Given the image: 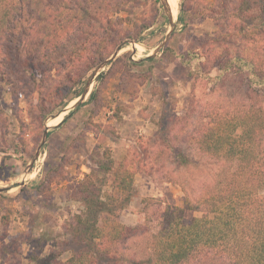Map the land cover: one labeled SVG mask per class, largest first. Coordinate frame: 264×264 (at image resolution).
Here are the masks:
<instances>
[{
    "label": "trees",
    "instance_id": "trees-1",
    "mask_svg": "<svg viewBox=\"0 0 264 264\" xmlns=\"http://www.w3.org/2000/svg\"><path fill=\"white\" fill-rule=\"evenodd\" d=\"M143 2L0 0V85L9 87L15 104L23 97L43 124L47 115L73 100L89 73L117 47L122 48L127 38L137 40L155 22L157 17L143 20L135 31L124 29L133 21L121 14ZM206 9L219 28L213 38L216 43L241 37L257 43L258 48L252 55L228 49L185 54L165 48L168 58L176 59L190 77L204 76L218 84L220 97L201 107L204 119L183 141L185 148L178 146L181 128L173 143L166 141L160 155L144 163L150 161L161 178L182 186L184 204L166 203L156 218L150 216L134 227L126 225L121 215L134 196L136 159L134 152L118 166L110 159L104 169L112 174L117 192L103 195L101 187L83 180L78 196L84 210L65 225L67 239L59 241L61 249L48 251L47 243L40 241V249L33 246L27 256L31 263L264 264V0H213ZM182 11L186 12L185 3ZM127 56H119L98 76L100 83L90 95L91 102L98 100L111 74L119 72L121 83L129 75L135 77L130 64L139 62L129 61ZM211 60H215L214 75L204 71ZM232 79L247 85L244 99L224 94ZM94 114L92 111L91 116ZM168 117L162 123L165 128ZM167 150L174 165L170 169L164 160ZM195 153L219 166V171L198 183L190 170L208 166ZM177 170L187 175L180 177ZM189 209L203 215L188 218Z\"/></svg>",
    "mask_w": 264,
    "mask_h": 264
},
{
    "label": "rangeland",
    "instance_id": "rangeland-1",
    "mask_svg": "<svg viewBox=\"0 0 264 264\" xmlns=\"http://www.w3.org/2000/svg\"><path fill=\"white\" fill-rule=\"evenodd\" d=\"M143 1V4L132 7L130 12L121 14L132 18L133 22L124 26L129 31H135L143 20L149 22L157 17L137 40L127 38L119 54L127 53L129 61L139 62L130 64L135 77L130 78L129 75L127 82L121 83L120 73L114 71L103 84L98 100L91 102L90 95L100 83L98 76L109 69V63L94 77L80 107L72 111L60 127L49 131L51 134H48L29 173L27 167L42 141L45 127L60 123L66 114L55 119H50V116L79 98L96 68L75 90L73 100L47 115L43 124L23 97L18 105L15 104L9 87L0 85V105L3 108L0 116V188L8 189L0 192V264H35L27 256L33 246L40 249V241L47 243L48 251L58 252L61 249L59 241L67 239L65 225L84 210L83 201L78 196L80 183L85 179L95 183L101 187L103 195L106 191L117 192L112 174L104 168L110 159L118 166L129 152H134L137 171L134 196L121 215L123 223L134 227L143 224L150 216L156 218L166 203L184 204L182 186L161 178L150 161L144 163L159 156V149L166 141L173 143L176 140L174 134L181 128L178 146L185 148L183 141L204 119L201 107L216 102L220 97L216 91L218 84L208 77H190L173 56L171 58L175 60L168 58L165 48L168 46L185 54L189 51L204 53L205 50L217 53L228 49L231 53L252 55L258 44L243 41L241 37L231 38L228 43H216L213 38L219 28L206 9V4L213 0H168L176 27L166 44L153 56L154 59L142 62V59L152 57L171 30L162 0ZM183 3L186 4V12L180 9ZM208 63L204 71L209 70L214 75L215 60ZM227 86L224 93L227 97L245 98L247 85H240L238 80L232 79ZM14 105L19 107L15 111ZM92 111L94 116H91ZM169 112L173 114L169 115ZM167 115L170 123L165 128L162 123ZM193 155L207 162L204 164L208 166L202 170H190L194 183L209 179L214 171H219L215 160L209 161L198 153ZM169 156L171 152L164 156L168 169L174 167ZM176 173L180 177L187 175L178 170ZM86 174L90 176L85 177ZM202 215L200 210L186 211L188 218ZM67 256L63 255L62 259Z\"/></svg>",
    "mask_w": 264,
    "mask_h": 264
},
{
    "label": "water",
    "instance_id": "water-1",
    "mask_svg": "<svg viewBox=\"0 0 264 264\" xmlns=\"http://www.w3.org/2000/svg\"><path fill=\"white\" fill-rule=\"evenodd\" d=\"M162 3H163V6H164V9L168 15V18H169V21H170V24H171V30L169 31V33L166 35L165 37V40L163 41V43L154 51L153 55L152 56H155V54L161 50V48L166 44V42L168 41L169 37L171 36L174 28L176 27V22H175V19H173V16H172V13H171V6L169 4V1L168 0H162ZM182 10V4H181V8ZM122 48L121 47H118L117 50L111 55L110 58L104 60L102 63H100L96 69L94 70V72L91 74L86 86H85V89L83 91V93L79 96L78 99H76L74 101V103L72 105H70L69 107L67 108H64L63 110H61L60 112L56 113V114H52L50 116V119H55L57 117H59L61 114H66V117L58 124L54 125V126H49L47 125L45 127V130H44V133H43V138H42V141L35 153V155L33 156V158L31 159L30 161V164L28 165L27 167V172L29 173L33 167H34V164L36 162V160L38 159L39 155H40V152H41V149H42V146L45 144V142L47 141V138H48V134H49V131L51 129H54V128H58L60 127V125L64 122L65 119H67L71 112L74 111L75 109H77L78 107H80V105L86 100V97L90 91V86H91V83L94 79V77H96L107 65H109V63H111L112 60H114L115 58H117L121 52ZM151 57V56H149ZM133 59V57H132ZM5 190H8L7 188H0V192H3Z\"/></svg>",
    "mask_w": 264,
    "mask_h": 264
}]
</instances>
